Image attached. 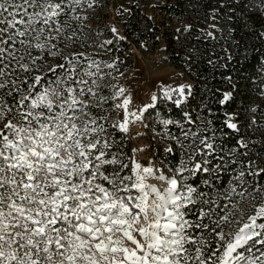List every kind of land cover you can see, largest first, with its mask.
Masks as SVG:
<instances>
[{
  "label": "snow or ice",
  "instance_id": "snow-or-ice-1",
  "mask_svg": "<svg viewBox=\"0 0 264 264\" xmlns=\"http://www.w3.org/2000/svg\"><path fill=\"white\" fill-rule=\"evenodd\" d=\"M75 2L79 4L80 0ZM64 3L65 0H0V77L5 76L11 62L25 72L29 70L26 62L21 63L25 57L19 53L17 43L28 45L40 39L43 26L55 23L53 18L60 15ZM40 79L35 77L36 82ZM8 86L0 83V89ZM67 91L71 103L67 104V99L65 103L72 108L77 101L72 98V89ZM54 95L59 100L63 94ZM31 96L29 89L20 100L23 107L32 109L19 116L32 125L25 140L0 135V264H264V250L258 256L252 253L256 245H264V222H257L264 220V206L255 209L238 231L225 237L222 230L217 232L204 223L209 213L203 209L194 214V219L187 218L189 206L195 205L200 195L195 188L178 185L175 178H169L166 191L160 194L145 182L152 171L147 167L135 180L121 175L119 168L107 175L105 166L115 164V160L107 159L97 137L88 138L96 129L86 123L78 126L77 117L67 115L64 105L52 116L43 110L35 111L44 108L52 112L47 90L24 104ZM229 98L230 94H225L221 103ZM123 103L126 106L129 101L125 99ZM33 121L38 123V129ZM225 123L227 128L237 130L231 116ZM4 127L14 136L26 131L8 122ZM206 147L211 149L213 145ZM196 169L201 165L197 164ZM44 173L47 177L41 184L38 181ZM132 189L139 193L135 199ZM153 193L155 199L149 200ZM5 207L7 212L3 211ZM221 219L230 223L226 216ZM141 222L144 227L136 228ZM17 227H22L23 232L13 236L9 229ZM189 229L215 233L219 247H213L204 237L198 239ZM117 233L122 239L116 238ZM129 243L133 247L129 248Z\"/></svg>",
  "mask_w": 264,
  "mask_h": 264
},
{
  "label": "trees",
  "instance_id": "trees-1",
  "mask_svg": "<svg viewBox=\"0 0 264 264\" xmlns=\"http://www.w3.org/2000/svg\"><path fill=\"white\" fill-rule=\"evenodd\" d=\"M122 1L128 9L120 14L124 16V39L117 42V53L132 46L152 50L162 42L169 62L193 82L184 101L160 107L164 116L180 124L186 134L182 150L168 152L166 162L171 171L182 170L185 184L200 194L197 203L189 206L187 218L194 219L203 209L209 213L204 223L217 232L232 223L229 216L239 214L242 221L246 220L255 211L244 204L264 206V109L261 102L259 109L257 102L264 88V0H156L150 7L152 16L142 10L147 0ZM60 55L54 58L55 65L61 64ZM32 56H40L38 63L42 59L49 63L47 54L33 51ZM28 76L21 68L9 70L4 81L9 86L0 92L1 99L10 101L12 90L26 83ZM18 80L23 82L16 83ZM225 94L230 98L221 103ZM89 109L96 115L99 112L98 108ZM229 116L237 130L227 128ZM107 130L109 151L127 149L115 128ZM207 144L213 147L209 149ZM259 153L260 170L256 171ZM197 164L201 169H196ZM105 167L108 175L110 167ZM225 216L230 223L221 219ZM189 231L219 247L215 233ZM257 248L264 250V245L253 250Z\"/></svg>",
  "mask_w": 264,
  "mask_h": 264
},
{
  "label": "rangeland",
  "instance_id": "rangeland-1",
  "mask_svg": "<svg viewBox=\"0 0 264 264\" xmlns=\"http://www.w3.org/2000/svg\"><path fill=\"white\" fill-rule=\"evenodd\" d=\"M155 2L156 0H147L146 8L142 9L146 15L152 16L153 10L150 7L155 5ZM141 5L142 3L139 6ZM127 9L128 4L122 0H80L79 4L75 0H65L60 15L53 18L55 23L50 22L49 25L43 26L45 31L40 34V39L32 40L28 45L17 43L19 53L25 57L21 63L26 62L29 65V70L23 71L29 76L26 83L17 87L20 89L19 92L12 90L14 95L7 103L1 99L2 94H0V135H8L13 140H25L27 129L32 125L21 120L19 116L21 112L27 113L32 109L20 104L21 97L28 95L31 89L32 96L28 101H24V104H30L32 98L47 90L48 98L53 103L52 112H47L44 108L35 111L43 110L48 116H52L59 113L60 105H64L67 115L77 117L78 126L86 123L89 128L96 129L95 133H89L88 138L97 137L101 141L99 147L107 153V159L115 160V164L106 165L110 167L108 175L112 174L114 167H118L121 175L135 180L137 174H143V168H150L151 174L147 176L145 182L155 186L160 194H164L169 178H175L178 185L187 186L186 177L181 174L182 170L171 171L166 162L168 152L173 149L182 150V137L186 134L182 133L184 128L180 124L164 116L160 107H164L166 103L179 104L184 101L193 82L181 69L169 62L162 42L152 50L132 46L127 51L122 48V53H117L119 51L117 42L124 39V26H122L124 16L120 14ZM255 11L259 12V8H255ZM36 27L40 28L41 25L38 24ZM110 42H114V46H109ZM36 44H40L41 47L37 48ZM33 51L38 55L47 54L46 61L48 60L49 63L43 62V59L38 63L37 59H40V56H32ZM29 52L31 55L28 54ZM59 53H61L59 66L62 67H58L54 62V58ZM15 65V62H11L10 67L5 69V76L0 77V83H4L8 71L13 67L20 69ZM47 73L49 76H46ZM35 77H40V81L36 82ZM181 88L183 92L180 91ZM68 89H72V98L77 101L72 108L67 107V104L71 103V99H67ZM121 89H123L122 93ZM54 93L63 95L57 100ZM153 96L156 97L155 100L152 99ZM125 99L129 101L126 106L123 103ZM257 102L259 109L260 102L264 109V88ZM90 107L98 108V114L91 113ZM93 120L95 124L92 123ZM5 122L17 127L22 126L26 131L14 136L10 129L4 127ZM172 124L174 128H171ZM33 125L38 129V123L33 121ZM121 125H124L123 129ZM111 127L120 133L122 143L127 149L109 151L111 141L107 129ZM83 130L81 127L80 131ZM258 131L260 138V129ZM261 135L264 147V122ZM105 144L107 147L104 146ZM255 164V170H260L258 167L260 153L256 157ZM136 165L140 168L135 169ZM160 176H164L165 179L160 180ZM46 177L47 173H44L38 182L42 184ZM30 191V189L25 190L22 194ZM181 191H184V187H181ZM131 194L133 199L139 195L135 189L131 190ZM152 199H155L154 193L149 195V200ZM17 203L24 205L19 199ZM244 205L253 211L262 207L252 208L254 207L252 202ZM3 211L7 212L8 209L5 207ZM254 214L255 212L252 215ZM229 218H232V223L226 224L222 229L225 237L234 234L247 221V219L242 221L239 214ZM135 227H144V224L141 222ZM9 231L13 236H17L23 232V229L17 227ZM116 238L122 239V235L117 233ZM127 246L133 247L130 243ZM252 253L258 256L260 249H252ZM244 255L250 253L244 252Z\"/></svg>",
  "mask_w": 264,
  "mask_h": 264
}]
</instances>
